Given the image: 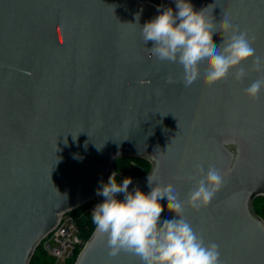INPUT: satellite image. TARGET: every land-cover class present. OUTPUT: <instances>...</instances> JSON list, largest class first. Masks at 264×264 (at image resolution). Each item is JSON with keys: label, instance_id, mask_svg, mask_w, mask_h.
<instances>
[{"label": "water", "instance_id": "obj_1", "mask_svg": "<svg viewBox=\"0 0 264 264\" xmlns=\"http://www.w3.org/2000/svg\"><path fill=\"white\" fill-rule=\"evenodd\" d=\"M190 2L197 11L212 5L205 11L216 24L227 14L264 58V0ZM167 7L178 11L176 0H0V264H30L61 215L98 196L122 158L151 164L130 192L149 193L150 176L181 201L200 178L197 164L219 169L224 183L211 203L185 204L183 215L219 245L221 264H264V220L254 208L264 196V89L255 99L244 92L264 71L250 59L242 81L230 73L209 86L202 65L185 87L182 67L158 60L141 38ZM159 202L160 222L175 218ZM75 264L142 261L110 257L107 235L95 229Z\"/></svg>", "mask_w": 264, "mask_h": 264}, {"label": "clouds", "instance_id": "obj_2", "mask_svg": "<svg viewBox=\"0 0 264 264\" xmlns=\"http://www.w3.org/2000/svg\"><path fill=\"white\" fill-rule=\"evenodd\" d=\"M207 8L197 11L190 0H176L178 11L164 8L141 27L143 43L152 42L150 51L158 60L182 67L181 82L185 87L201 77L202 65L204 83L209 86L230 73L237 81H242L246 70L241 65L250 59L253 71H264V58L256 55L248 33L234 25L227 14L219 24L214 23L212 15L206 14ZM217 32L222 34L219 46L213 42ZM167 82L175 81L169 77ZM262 89L264 76L252 81L244 92L255 99ZM196 174L200 178L186 201L179 199L171 184L155 183L150 176L149 193L139 188L130 192L131 177L118 184L116 172L106 184L102 183L97 195L104 200L92 211V221L97 232L107 235L108 255L115 257L122 251L128 252L140 257L142 264H221L219 245L205 243L202 235L185 219L183 210L185 204L195 210L210 204L223 186L224 175L214 166H209L205 172L202 164L196 165ZM188 179L194 180L196 176L189 175ZM118 193L124 194L123 200L116 198ZM162 199H166V207L175 218L160 222L165 208L159 202Z\"/></svg>", "mask_w": 264, "mask_h": 264}, {"label": "built area", "instance_id": "obj_3", "mask_svg": "<svg viewBox=\"0 0 264 264\" xmlns=\"http://www.w3.org/2000/svg\"><path fill=\"white\" fill-rule=\"evenodd\" d=\"M139 3H148L156 7L161 6V0L153 2L151 0H137ZM104 198L102 196L94 197L86 206L83 215L92 216V211L97 204L102 203ZM82 206V207H83ZM73 212V211H72ZM67 212L61 215L58 226L46 237L41 246L52 257L55 264H63L67 260L79 255L84 249L88 240L82 235V231L78 225V220L72 214Z\"/></svg>", "mask_w": 264, "mask_h": 264}, {"label": "trees", "instance_id": "obj_4", "mask_svg": "<svg viewBox=\"0 0 264 264\" xmlns=\"http://www.w3.org/2000/svg\"><path fill=\"white\" fill-rule=\"evenodd\" d=\"M116 170H121V172H123L124 178L131 177V179L133 180L135 178L147 175L151 170V164L148 161L140 158H122L117 160L114 166V171ZM85 207L86 206H83L77 210H74L72 214L78 217V225L80 227V230L82 231V235L86 240H89L93 235L96 226L92 221V216H89L87 214L82 216ZM254 208L256 213L264 220V203L259 202L256 198L254 201ZM77 257L78 255H75L73 258L67 260L63 264H75ZM30 264H55V261L48 255L43 247L40 246L36 250Z\"/></svg>", "mask_w": 264, "mask_h": 264}, {"label": "rangeland", "instance_id": "obj_5", "mask_svg": "<svg viewBox=\"0 0 264 264\" xmlns=\"http://www.w3.org/2000/svg\"><path fill=\"white\" fill-rule=\"evenodd\" d=\"M151 1H153V2H159L160 0H151ZM132 159V158H131ZM114 172H116L117 173V177H116V179H117V183L118 184H122V182H123V180L125 179L124 178V176H123V172H121V170H116V171H114ZM257 200L259 201V202H262V203H264V196H261V197H258L257 198ZM75 216V215H74ZM76 217V219L78 218L77 216H75ZM78 258V257H77ZM77 260V259H76Z\"/></svg>", "mask_w": 264, "mask_h": 264}]
</instances>
